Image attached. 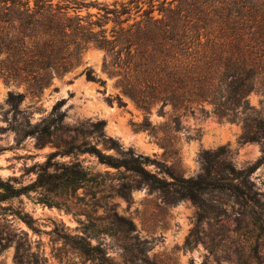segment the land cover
<instances>
[{"label":"rangeland","instance_id":"1","mask_svg":"<svg viewBox=\"0 0 264 264\" xmlns=\"http://www.w3.org/2000/svg\"><path fill=\"white\" fill-rule=\"evenodd\" d=\"M84 1L110 8L116 2L118 8L127 5L130 24L146 12L164 19L176 18L182 9L181 15L194 10L189 0ZM98 13L90 8L81 15H94V22ZM195 18L193 12L188 20L194 23ZM113 26L110 21L105 28ZM105 61L103 50L90 47L77 67L53 76L40 91L38 81L0 75V182L23 188L36 181L40 166L58 148H38L34 138L21 137L16 130L48 119L62 100L65 117L53 139L61 149L86 142L118 156L99 141L102 132L125 151L132 149L158 163L159 168L148 169L160 177L170 168L188 178L202 176V153L221 147L227 148V161L237 170L262 158V144L244 139L243 123L219 119L210 106L191 112L159 103L149 113L143 111L123 92L122 83L132 81H119L121 70H106ZM249 101L256 113L264 114L263 95L253 93ZM99 122L105 125L97 127ZM54 162L80 163L92 180L76 190L39 189L0 202V264H264V164L250 177L256 201L252 209L230 195L208 193L203 195L202 218L192 200L170 204L164 192L137 175L102 165L89 154L58 156Z\"/></svg>","mask_w":264,"mask_h":264},{"label":"trees","instance_id":"2","mask_svg":"<svg viewBox=\"0 0 264 264\" xmlns=\"http://www.w3.org/2000/svg\"><path fill=\"white\" fill-rule=\"evenodd\" d=\"M189 1L187 5L194 10L187 11L188 15H181L182 9L176 18L156 19L146 12L142 20L130 24L131 9L124 4L118 8L117 2L110 8L84 0H0V55L4 56L0 75L38 81L40 91L50 85L53 76L61 77L77 67L83 53L95 47L106 53V70L118 68L119 81H132L122 83L123 92L143 111L149 113L159 103L191 112H205L210 106L219 119L241 121L244 139L261 143L264 149V114L256 113L249 101L253 93L264 96V0ZM90 8L98 9L97 21L91 20L92 14L81 15ZM193 12L197 16L194 23L188 20ZM110 21L114 26L108 30L105 27ZM64 105L65 101L58 102L48 119L16 130L21 137L34 138L38 148L50 144L58 151L49 155L28 187L16 188L1 181L4 193L0 202L39 189L81 188L92 180L89 172L80 163L54 161L58 156L89 154L102 165L137 175L164 192L170 204L192 200L201 209L202 218L206 212L203 195L208 193L230 195L248 209L255 206L250 177L264 164V151L255 165L237 170L227 161V148L221 147L202 153V176L188 178L170 168L160 177L148 169L159 168L158 163L132 149L125 151L102 132L99 141L118 156H108L86 142L67 143L64 149L55 145L53 139L65 117L61 112ZM104 125L99 122L97 127Z\"/></svg>","mask_w":264,"mask_h":264}]
</instances>
